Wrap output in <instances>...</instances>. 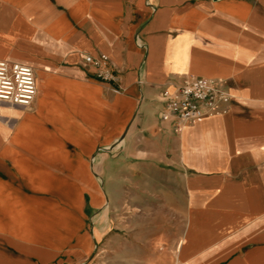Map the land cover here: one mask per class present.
Segmentation results:
<instances>
[{"label":"crops","instance_id":"1","mask_svg":"<svg viewBox=\"0 0 264 264\" xmlns=\"http://www.w3.org/2000/svg\"><path fill=\"white\" fill-rule=\"evenodd\" d=\"M57 3L81 18L82 29L54 19L43 40L60 48L68 61L77 57L76 68L58 66L41 54L32 59L0 55L33 68L25 63L31 62L41 76L35 77L31 113L45 123H51L50 113H71L80 129L104 145L118 143L115 148L145 158L136 163L167 172L176 185L162 192L166 200L160 209L175 215V222L167 227L162 222L140 241L105 243L114 247L107 263L264 264V0ZM17 18L26 23L30 14L18 12ZM72 51L105 58L116 82L95 79L82 55ZM178 75L225 80L233 96L229 111L175 133L171 122L159 118L158 91L170 88ZM0 134H7L1 125ZM85 240L83 251L63 234L36 242L3 229L0 242L14 252L0 249V264H95L88 262L95 245ZM110 256L99 254L96 261Z\"/></svg>","mask_w":264,"mask_h":264},{"label":"rangeland","instance_id":"2","mask_svg":"<svg viewBox=\"0 0 264 264\" xmlns=\"http://www.w3.org/2000/svg\"><path fill=\"white\" fill-rule=\"evenodd\" d=\"M57 2L0 0V55L32 59L41 54L58 66L76 68L77 57L68 61L60 48L43 40L54 19L74 31L82 29L81 18H74L69 6ZM22 11L30 14L26 23L17 18ZM25 63L33 66L39 81L35 65ZM0 110L13 112L0 113V125L7 133L0 134V232L12 229L36 242L63 234L65 241L79 243L83 251L88 239L95 245L88 262L113 264L107 260H113L114 247H104L105 243L114 238L140 241L160 230L162 222L164 227L175 222V215L160 213L166 200L162 192L176 189L167 172L137 164L145 158L115 148L118 143L104 145L96 134L76 126L71 113H50L53 119L45 123L33 116L32 105H0ZM0 249L14 252L1 242ZM106 253L111 256L98 263V255Z\"/></svg>","mask_w":264,"mask_h":264},{"label":"built area","instance_id":"3","mask_svg":"<svg viewBox=\"0 0 264 264\" xmlns=\"http://www.w3.org/2000/svg\"><path fill=\"white\" fill-rule=\"evenodd\" d=\"M81 59L95 79L105 83L116 82L117 73L105 58L83 54ZM36 91L32 67L0 59V104L27 108L34 101ZM158 98L162 105L159 118L171 122L175 133L199 119L225 114L233 100L223 79L181 75L174 79L170 88H160Z\"/></svg>","mask_w":264,"mask_h":264},{"label":"bare ground","instance_id":"4","mask_svg":"<svg viewBox=\"0 0 264 264\" xmlns=\"http://www.w3.org/2000/svg\"><path fill=\"white\" fill-rule=\"evenodd\" d=\"M37 58V57H36ZM38 90H39V88H38ZM37 94V93H36ZM0 105H2V104H0ZM3 106H6V105H3ZM7 107H11V106H7Z\"/></svg>","mask_w":264,"mask_h":264}]
</instances>
